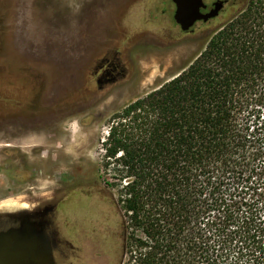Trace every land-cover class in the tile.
<instances>
[{
    "label": "trees",
    "instance_id": "trees-1",
    "mask_svg": "<svg viewBox=\"0 0 264 264\" xmlns=\"http://www.w3.org/2000/svg\"><path fill=\"white\" fill-rule=\"evenodd\" d=\"M102 146L116 264H264V0L116 111Z\"/></svg>",
    "mask_w": 264,
    "mask_h": 264
},
{
    "label": "rangeland",
    "instance_id": "rangeland-1",
    "mask_svg": "<svg viewBox=\"0 0 264 264\" xmlns=\"http://www.w3.org/2000/svg\"><path fill=\"white\" fill-rule=\"evenodd\" d=\"M241 4L182 31L172 0H0V202L26 212L60 183L83 185L64 217L77 232L96 207L116 256V190L102 165L111 116L182 68Z\"/></svg>",
    "mask_w": 264,
    "mask_h": 264
},
{
    "label": "flooded vegetation",
    "instance_id": "flooded-vegetation-1",
    "mask_svg": "<svg viewBox=\"0 0 264 264\" xmlns=\"http://www.w3.org/2000/svg\"><path fill=\"white\" fill-rule=\"evenodd\" d=\"M214 1L216 0H203L206 7L201 8L200 11L202 13L207 12ZM224 1L227 2V0ZM210 19L196 22H208ZM105 62L103 64H106ZM114 69L116 68L114 67ZM59 188L62 189L59 190ZM83 188L84 186L78 183L71 185H62L60 183V186L53 190L51 200L44 202L42 205L27 208L24 215L28 216L40 230L42 237L50 248L53 264H116L121 246L119 228L114 231L109 230V234L119 240L118 256H111L109 259L108 250L105 246L106 228L96 207L88 212V215L91 216V223L82 225L77 232L64 217L67 211L65 206L69 204L74 196L86 197L83 193ZM21 224L22 209L11 212L0 210V233L9 231L12 233L16 231L15 229H19ZM7 242L10 245L16 244L14 237H10ZM20 254H22V250ZM3 257L0 253V258L2 259Z\"/></svg>",
    "mask_w": 264,
    "mask_h": 264
},
{
    "label": "water",
    "instance_id": "water-1",
    "mask_svg": "<svg viewBox=\"0 0 264 264\" xmlns=\"http://www.w3.org/2000/svg\"><path fill=\"white\" fill-rule=\"evenodd\" d=\"M172 1L175 5L173 18L182 31L189 30L198 20L216 17L225 3L224 0H216L207 12L202 13L200 9L206 7L203 0ZM15 230L12 232L15 235L11 231L0 233V253L4 256L0 258V264H53L48 244L28 216L22 215L21 227ZM10 237L15 238V245L7 242Z\"/></svg>",
    "mask_w": 264,
    "mask_h": 264
},
{
    "label": "bare ground",
    "instance_id": "bare-ground-1",
    "mask_svg": "<svg viewBox=\"0 0 264 264\" xmlns=\"http://www.w3.org/2000/svg\"><path fill=\"white\" fill-rule=\"evenodd\" d=\"M24 204H17L16 202L9 200V199H4L0 202V209L5 210L7 212H11L14 210H20L24 208ZM22 215H24V212H22Z\"/></svg>",
    "mask_w": 264,
    "mask_h": 264
}]
</instances>
